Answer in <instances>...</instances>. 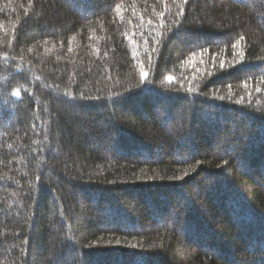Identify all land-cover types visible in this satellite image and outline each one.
Returning a JSON list of instances; mask_svg holds the SVG:
<instances>
[{"label":"trees","instance_id":"1","mask_svg":"<svg viewBox=\"0 0 264 264\" xmlns=\"http://www.w3.org/2000/svg\"><path fill=\"white\" fill-rule=\"evenodd\" d=\"M0 264H264V0H0Z\"/></svg>","mask_w":264,"mask_h":264},{"label":"snow or ice","instance_id":"2","mask_svg":"<svg viewBox=\"0 0 264 264\" xmlns=\"http://www.w3.org/2000/svg\"><path fill=\"white\" fill-rule=\"evenodd\" d=\"M169 79H172L171 77H169ZM17 95H19V93H17Z\"/></svg>","mask_w":264,"mask_h":264}]
</instances>
